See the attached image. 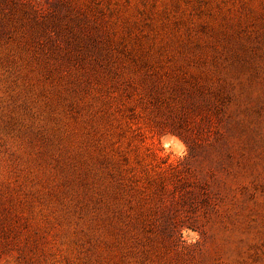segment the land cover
<instances>
[{
    "label": "rangeland",
    "instance_id": "rangeland-1",
    "mask_svg": "<svg viewBox=\"0 0 264 264\" xmlns=\"http://www.w3.org/2000/svg\"><path fill=\"white\" fill-rule=\"evenodd\" d=\"M0 264H264V0H0Z\"/></svg>",
    "mask_w": 264,
    "mask_h": 264
}]
</instances>
